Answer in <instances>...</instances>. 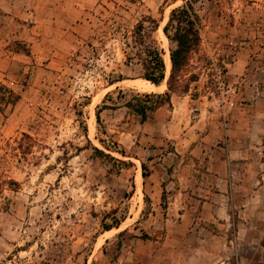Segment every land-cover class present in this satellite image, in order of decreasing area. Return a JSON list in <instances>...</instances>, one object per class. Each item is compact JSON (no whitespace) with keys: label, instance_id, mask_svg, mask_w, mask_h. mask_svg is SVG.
<instances>
[{"label":"rangeland","instance_id":"1","mask_svg":"<svg viewBox=\"0 0 264 264\" xmlns=\"http://www.w3.org/2000/svg\"><path fill=\"white\" fill-rule=\"evenodd\" d=\"M184 2L3 0L0 81L20 98L0 106V264H264V0H191L201 42L171 102L145 121L126 104L168 91L167 67L134 82L137 28L169 49ZM251 129L257 180L250 151L218 165Z\"/></svg>","mask_w":264,"mask_h":264},{"label":"trees","instance_id":"2","mask_svg":"<svg viewBox=\"0 0 264 264\" xmlns=\"http://www.w3.org/2000/svg\"><path fill=\"white\" fill-rule=\"evenodd\" d=\"M155 22V20H153ZM201 26L202 20L197 10L193 6L191 0H185L184 3L171 9L168 21L163 27V33L169 40L171 69L167 80L168 91L164 93H137L133 100H128L126 104L130 106L137 114L141 116V120L145 121L148 117V111L157 109L164 102H171L170 91H174L175 85L180 80L181 72L189 65L190 54L194 51L201 42ZM144 24L140 22L137 28L138 42L145 46L143 52L139 55L143 65L142 77L151 83L160 85L166 77V63L164 60V50L160 47L155 38L145 37L143 33ZM131 57V56H128ZM196 74H190L185 78L187 86L190 81L197 80ZM144 97H150L151 101L146 102ZM19 94L15 93L11 88L7 87L0 81V106L15 105L19 100ZM107 107V106H106ZM97 120H100L99 112L97 111ZM100 155H107L101 149L95 148ZM143 175H146L145 165ZM147 198V196H145ZM113 225H120L117 222ZM113 225L105 226V229H110Z\"/></svg>","mask_w":264,"mask_h":264},{"label":"crops","instance_id":"3","mask_svg":"<svg viewBox=\"0 0 264 264\" xmlns=\"http://www.w3.org/2000/svg\"><path fill=\"white\" fill-rule=\"evenodd\" d=\"M17 1V0H16ZM11 3H13V0H10ZM80 6H82V4H80ZM3 0H0V15H3ZM77 8V7H76ZM2 27V23L0 21V29ZM252 129L249 131H244V133H249L248 137H246V134H239V142L236 143L234 142V139L232 137H229L228 140L230 142L229 146L232 147V149L230 151H236V154H228L227 156H224L223 158H219L218 165L221 168V164L223 165V167H226L227 165V161L228 159H230V157H236V155H238L239 157H245L249 151L251 153L250 154V158L246 161H238V163L241 165L242 171H243V175L246 177V179L251 180L254 176H255V180H257V170H258V160L257 158H255L253 156V151L258 152L260 151V145L254 143L252 140H254L255 135H257V133H252L251 132ZM229 133V132H228ZM261 135L264 136V132H261ZM207 138V137H206ZM252 147V148H251ZM233 148L235 150H233ZM254 148V150H253ZM213 154L210 155L211 159H210V164H209V169H211L212 171H216L214 168L216 167L217 163L216 161L213 159L212 157ZM219 172L221 173L222 170H219ZM264 187V186H263ZM218 250L220 249L219 245H217ZM215 249V248H214ZM212 249H206L205 252L201 255L200 257L202 258L203 262L208 260H211V258H213V256L216 254V250ZM198 252V250H196ZM179 264H190V261H184V262H180Z\"/></svg>","mask_w":264,"mask_h":264},{"label":"bare ground","instance_id":"4","mask_svg":"<svg viewBox=\"0 0 264 264\" xmlns=\"http://www.w3.org/2000/svg\"><path fill=\"white\" fill-rule=\"evenodd\" d=\"M160 31L162 33L164 41L166 42V37H165L164 33L162 32L161 28H160ZM164 48H165V50L163 49L164 50V60H165L166 67H167V73H169L170 69H171L170 51H169L168 47L166 46V44L164 45ZM134 82H135V84H136V86L138 88L143 89V90H148L149 89L151 91V90H154V88L157 87L156 84L151 83V82H149L146 79H134ZM91 115H92V113H91ZM93 117L95 118V114L93 115ZM92 122H93V120H92ZM136 179H137V182H138V190L140 191L141 190V183H142L141 182L142 181L141 180V173H138ZM135 184H136V182H135Z\"/></svg>","mask_w":264,"mask_h":264}]
</instances>
